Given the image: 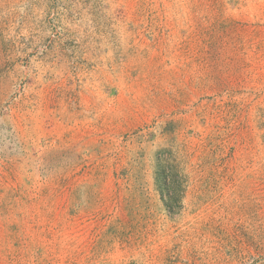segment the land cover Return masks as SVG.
Returning <instances> with one entry per match:
<instances>
[{"label":"rangeland","instance_id":"1","mask_svg":"<svg viewBox=\"0 0 264 264\" xmlns=\"http://www.w3.org/2000/svg\"><path fill=\"white\" fill-rule=\"evenodd\" d=\"M0 264H264V0H0Z\"/></svg>","mask_w":264,"mask_h":264}]
</instances>
